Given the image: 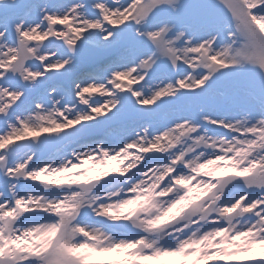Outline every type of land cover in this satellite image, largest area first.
I'll list each match as a JSON object with an SVG mask.
<instances>
[{"label": "snow or ice", "instance_id": "6c2138e0", "mask_svg": "<svg viewBox=\"0 0 264 264\" xmlns=\"http://www.w3.org/2000/svg\"><path fill=\"white\" fill-rule=\"evenodd\" d=\"M0 264H264V0H0Z\"/></svg>", "mask_w": 264, "mask_h": 264}]
</instances>
